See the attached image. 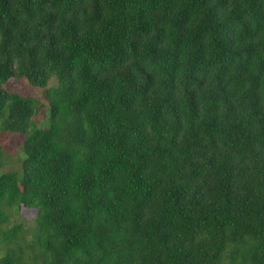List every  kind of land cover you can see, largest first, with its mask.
Returning <instances> with one entry per match:
<instances>
[{
    "label": "trees",
    "instance_id": "16d2710c",
    "mask_svg": "<svg viewBox=\"0 0 264 264\" xmlns=\"http://www.w3.org/2000/svg\"><path fill=\"white\" fill-rule=\"evenodd\" d=\"M0 170V264H264V0H0Z\"/></svg>",
    "mask_w": 264,
    "mask_h": 264
},
{
    "label": "rangeland",
    "instance_id": "374dc122",
    "mask_svg": "<svg viewBox=\"0 0 264 264\" xmlns=\"http://www.w3.org/2000/svg\"><path fill=\"white\" fill-rule=\"evenodd\" d=\"M15 92L20 93L24 96H36L34 92H31L26 89L23 84H16L12 87ZM21 137L19 135H12L5 139L2 143L4 153L10 157V165L4 166L1 173L9 172H19L20 166L17 164L19 158L21 157L20 153ZM32 213L29 211H23L19 215H15L13 222L15 224L25 221L26 218L32 217Z\"/></svg>",
    "mask_w": 264,
    "mask_h": 264
}]
</instances>
